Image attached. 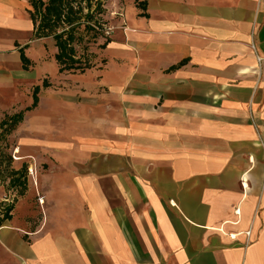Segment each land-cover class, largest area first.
Wrapping results in <instances>:
<instances>
[{
	"label": "crops",
	"instance_id": "obj_1",
	"mask_svg": "<svg viewBox=\"0 0 264 264\" xmlns=\"http://www.w3.org/2000/svg\"><path fill=\"white\" fill-rule=\"evenodd\" d=\"M123 5L93 66L60 73L29 1L0 0V117L64 82L7 140L36 175L0 264H264V0Z\"/></svg>",
	"mask_w": 264,
	"mask_h": 264
},
{
	"label": "trees",
	"instance_id": "obj_2",
	"mask_svg": "<svg viewBox=\"0 0 264 264\" xmlns=\"http://www.w3.org/2000/svg\"><path fill=\"white\" fill-rule=\"evenodd\" d=\"M31 6L30 17L34 22V36L36 38H51L56 49L54 60L58 71H83L93 66L95 54L89 51V46L99 36H103V1L104 0H26ZM110 40L106 37L98 47L105 48ZM79 52H82L81 54ZM21 61L25 68L29 64L21 51ZM48 86L45 81L42 85H35L32 89V103L24 110L14 113H4L0 118V177L8 176L10 186L17 187L21 194L26 188L25 167L13 170L7 144L8 135L22 120L23 112L36 105L37 93L41 88ZM7 148H5V147ZM12 205L0 203L3 212L2 220L9 218Z\"/></svg>",
	"mask_w": 264,
	"mask_h": 264
},
{
	"label": "rangeland",
	"instance_id": "obj_3",
	"mask_svg": "<svg viewBox=\"0 0 264 264\" xmlns=\"http://www.w3.org/2000/svg\"><path fill=\"white\" fill-rule=\"evenodd\" d=\"M126 1L127 0H104L103 1L104 12H103V14H101V17L103 20V28H104L103 31H104V33H103V36H99L96 39V41L89 46L90 47L89 51L92 53L94 52L96 54V56H98L103 49V48H100L98 46L100 44H102L104 39L106 37H110L111 34H113L114 32H116L118 29H120L122 27V25H123L122 20H121L122 18L120 17L119 13H121V11L123 10V6H124L123 4ZM107 31H109L108 34L106 33ZM46 39L47 40H45L46 42L44 43L43 46L45 47V49H47V52H48L47 55L50 58L52 55H54L56 53V49L54 47L52 39L51 38H46ZM79 53L81 54L82 52H79ZM94 59L95 58H93V61H94ZM57 67L58 66H56V68ZM62 80L63 79L61 78V79H56V80L52 79V81H51L49 77L45 76V78H42L40 80L39 85H42V83L45 81L46 83H48V86H51V87L53 86V87H57V88L62 89L64 87V82ZM17 111H20V110H16L14 112H17ZM14 112H10V113L12 114ZM0 118H2V116ZM18 124L16 125V127L18 126ZM14 134H15V129L11 134L8 135L7 140H11L12 138H14ZM5 148H7V147H5ZM40 169H41V167H40Z\"/></svg>",
	"mask_w": 264,
	"mask_h": 264
},
{
	"label": "built area",
	"instance_id": "obj_4",
	"mask_svg": "<svg viewBox=\"0 0 264 264\" xmlns=\"http://www.w3.org/2000/svg\"><path fill=\"white\" fill-rule=\"evenodd\" d=\"M106 33L108 34L109 31H107ZM257 60H258V63H260L262 61V58H257ZM11 159L13 161L16 160V157L14 156L13 153L11 154ZM35 175H36V166L34 165V162L31 159V164L28 166V168L26 170V177H30V178L35 179L34 178ZM0 182H2L1 179H0ZM8 182H9V180L5 181V184L7 185ZM17 190H18L17 187H10L9 186L7 188V194H6L5 198L2 199L0 201V203L3 202V203H5V205H13L17 199ZM38 201H39V203H41L40 199H38Z\"/></svg>",
	"mask_w": 264,
	"mask_h": 264
}]
</instances>
